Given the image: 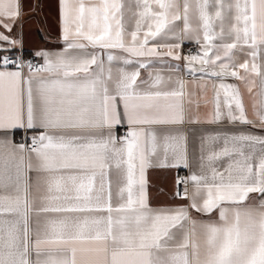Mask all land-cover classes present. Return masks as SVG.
I'll return each mask as SVG.
<instances>
[{
    "label": "snow or ice",
    "instance_id": "obj_1",
    "mask_svg": "<svg viewBox=\"0 0 264 264\" xmlns=\"http://www.w3.org/2000/svg\"><path fill=\"white\" fill-rule=\"evenodd\" d=\"M136 3L141 10L135 30L128 34L130 42L122 23V0H62V51L36 53L43 58L39 65L0 57V190L14 193L0 195V264H264V135L214 132L201 138L200 174L188 178L196 189L190 207L206 214L219 209L220 223L195 221L187 207L152 209L146 170L159 146L154 126L185 123L184 98L191 93L185 92L187 82L180 77L166 80L157 71L140 78L141 69L153 66L142 58L183 59L189 74L220 80L213 85L214 110L207 123L225 118L231 124L258 122L264 131V65L258 62L264 52V0ZM20 14L19 0H0V27L11 32L4 20L14 21ZM193 16L203 42L196 34L200 51L182 58L184 38H193ZM177 21L183 22L181 32L170 28ZM162 34L177 42L150 47ZM0 40L16 43L2 33ZM238 46L251 49L250 61L236 63L233 50ZM117 62L121 66L114 80ZM10 64L15 71L8 70ZM132 65L135 70L129 71ZM174 68L179 71L181 65ZM229 77L244 81L250 94L256 86L252 77L259 78L254 119L248 116L239 87L223 82ZM199 87L206 90L207 85ZM221 95L226 112L221 111ZM122 122L129 131L117 137L113 129ZM15 129L39 134L26 148L9 138ZM161 135L160 166L187 167V137L168 129ZM28 153L35 154V166ZM33 167L46 174L48 193L35 209L34 241L28 176ZM113 167L122 176L116 206L109 178ZM252 193L261 197L255 208L245 204ZM201 196L198 204L195 197ZM42 213L60 215L41 220ZM198 233L205 237L203 248ZM85 243L95 246L77 247Z\"/></svg>",
    "mask_w": 264,
    "mask_h": 264
},
{
    "label": "crops",
    "instance_id": "obj_2",
    "mask_svg": "<svg viewBox=\"0 0 264 264\" xmlns=\"http://www.w3.org/2000/svg\"><path fill=\"white\" fill-rule=\"evenodd\" d=\"M21 5V14L14 21L5 19L4 23L11 24V32L6 31L3 27H0V33L9 37V41H16L15 44L0 40V55L7 52H17L25 51L28 54H35L41 51H47L49 53L59 52L64 49L65 42L62 39L63 36V19H62V0H19ZM124 8L122 10L123 17L122 23L125 29V38L130 42V36L128 35L135 30L136 22L139 19V11L141 10L136 0H122ZM182 5L183 0H180ZM155 10V9H154ZM192 27L194 32L190 34L193 38L185 37L181 48L179 49L180 55L183 58L182 50L185 46L195 45L197 46L194 36L196 34L200 35L201 42H203V33L200 28V24L193 16L192 18ZM172 31L181 32L183 29V22L177 21L173 25H170ZM146 30V28H145ZM216 30L219 31V22H217ZM177 41L169 39L165 35H161L155 41H150L149 46L151 47L155 43H176ZM219 42V41H217ZM230 42V41H229ZM198 47V46H197ZM264 48V46H262ZM198 50L200 51L199 47ZM95 51H99L96 49ZM250 51L251 49L247 46H238L233 50L234 58L237 64L243 63L245 61H250ZM108 50H104V59L106 61ZM117 56L124 55L123 53L116 52ZM40 57V56H38ZM43 61V58L40 57ZM144 61L151 60L152 67L149 69H141V79H146L149 72L159 71L167 80L169 76H172L173 80L177 77L184 79L187 82V87L185 89L186 93H191V96L186 95L185 100V123L182 125L175 126H154L155 130L158 133V148L155 156L151 157V166L146 170V179H147V195L148 203L152 209H175L179 207H187L190 217L198 222H215L220 223L219 209L214 210L210 214L203 212H197L195 209L190 207L192 200L195 196V186L193 182L189 181V191L186 196L177 195L175 192V186L177 183V176L180 172H187L188 178L193 174H200V143L201 138L209 133L219 132V133H231L236 131H251L257 135H264V131H261L258 125L249 126L241 125L239 123L231 124L225 118L218 124L207 123L206 120L211 118V115L214 110V90L213 85H218L220 80L213 77L205 76L201 79V74L196 73L195 76L191 75L192 79H186L185 75L189 74L186 68L183 67L185 61L177 62L171 60L170 58H164L162 61L155 58H142ZM258 62L264 65V52L261 53V56L258 58ZM179 63L181 69L177 71L174 68V65ZM121 65L117 62L113 64V79L115 80L117 76V69ZM135 65L129 66L128 70H135ZM8 70L15 71L16 68H8ZM25 73L27 70L25 69ZM256 80V86L253 87L252 93L250 94L247 91V86L244 81H239L234 78H227L223 82L235 84L239 87L241 94L243 95L244 102L247 108L248 116L250 119H254L252 116V102L254 95L259 91V78L252 77ZM206 84L207 88L201 89L199 86ZM171 87L172 85H167ZM143 87V86H141ZM110 91L114 90V83L109 82ZM189 99L191 104L188 103ZM224 97L221 95V111L226 112V108L223 104ZM199 121L196 123L195 121ZM164 129H168L173 132H180L187 137V156H188V166L184 167L183 165L178 167H162L160 166L163 163L164 158V149H163V136L161 133ZM27 131L28 137L31 139L33 136L38 135V130L34 129H15L11 130L8 133L9 138L16 143V136L22 131ZM76 131V130H69ZM129 131V126L126 123H123L119 126H116L113 129L114 134L117 137H122L127 134ZM125 133V134H124ZM4 133L0 132V137H3ZM31 158V163L33 166L36 165L37 160L34 153H28ZM168 164L171 165L174 163L171 151L168 154ZM29 201L32 211L29 214L30 227L32 229V240L36 238V221L37 214L35 209L40 207L44 201L42 197L46 196L47 187L43 182V178L46 176L45 173H37L35 168L29 170ZM39 178V183L37 182ZM109 178L112 182V193L113 199L112 203L114 206L118 205L119 200L116 197L119 187L122 184V176L114 167L109 171ZM99 186V182H97ZM13 195L11 190H0V195ZM197 203L202 202L201 197H195ZM261 197L259 194L252 193L249 195L248 200L245 202L246 206L255 208L258 206ZM231 207L230 205H226ZM60 214H40L39 219L43 220L45 216H54ZM83 215V214H80ZM6 218H11L10 215L6 214ZM175 231V230H174ZM197 240L201 243L203 248L205 237L202 233H198ZM95 246L93 243H85L82 245H77V247H92ZM109 259L111 252V242L109 241ZM79 256V254H78ZM35 254L31 256L32 260H35Z\"/></svg>",
    "mask_w": 264,
    "mask_h": 264
},
{
    "label": "built area",
    "instance_id": "obj_3",
    "mask_svg": "<svg viewBox=\"0 0 264 264\" xmlns=\"http://www.w3.org/2000/svg\"><path fill=\"white\" fill-rule=\"evenodd\" d=\"M198 51L199 50H198L197 46L188 45V46H185L183 48L182 55L186 56L189 53L195 54ZM4 56H7V57H9V58H11L13 60H17V61H23V62L32 61L36 65H39V64L43 63L41 58L38 57L37 55L28 54V53H25V51H22V50L17 51V52H7V53H4V54L0 55V57H4ZM0 67H2V65H0ZM8 68H16V67L10 64L8 66ZM25 69L27 70L26 67H25ZM185 78L190 80L193 77L190 74H186ZM15 140H16L17 144L24 143L26 148H29L31 146V139L28 137V133L25 130L22 131L20 134H18L16 136ZM186 180H187V183L184 182ZM188 183H189V181H188L187 172H185V171L180 172L178 174V176H177V183H176V186H175V192L179 193L180 196H186L185 195V190L187 189V194H188V191H189V184Z\"/></svg>",
    "mask_w": 264,
    "mask_h": 264
}]
</instances>
